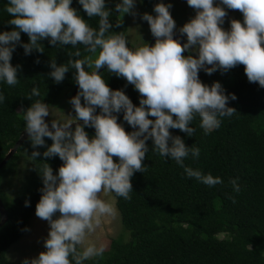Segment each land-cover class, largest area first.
I'll return each mask as SVG.
<instances>
[{"label": "clouds", "instance_id": "9594fccd", "mask_svg": "<svg viewBox=\"0 0 264 264\" xmlns=\"http://www.w3.org/2000/svg\"><path fill=\"white\" fill-rule=\"evenodd\" d=\"M79 3L89 17H99L98 30L71 6L72 0H9L6 11L14 17L9 23L18 30L0 33V81L12 86L19 82L18 68L11 60L21 32L30 38L22 45L25 54L33 49L42 53L44 47L39 41L48 38L53 45H83L89 53L59 66L54 59L51 62L49 75L57 83L64 80L70 67L76 70L74 79L79 91L70 101L75 112L72 119H53L50 128L45 120L50 108L40 99L23 112L33 148L43 146L48 137L53 143L44 156H58L63 161L58 174L47 163L41 168L44 187L35 214L48 221L50 231L44 241L46 251L30 261L26 258L23 264H83L101 257L105 246L90 242L89 237L104 218L116 215L113 205L102 197L114 193L131 199L132 177L145 171L143 161L149 151V138L153 150L175 160L187 177L209 187L222 184L220 177L202 174L184 164L190 153L198 157L200 150L187 146L170 129L193 136L195 129L190 125L199 117L200 127L208 134L220 127V117L236 112L228 106L230 97L219 82L209 86L200 80L201 69L211 75L218 69L227 72L243 65L248 81L264 87V0H220L227 9L243 15V22L231 20L230 30L222 27L228 15L225 7L214 0H187L196 15L179 29L187 37L183 44L174 38L172 5L158 3L154 8L157 15L144 13L142 17L156 42L135 49L128 46L123 32L108 34L112 24L106 0ZM134 7L135 0H121L116 11L123 16ZM192 49L198 55H184L185 50ZM74 55L80 57V51ZM104 66L134 85L141 96L139 106L123 90L109 87L98 71ZM32 96H40L38 88L32 89L29 98ZM4 98L0 93V102ZM231 99L235 100L236 95L232 94ZM97 108L101 110L99 114ZM120 112L134 131H126L118 122L114 113ZM85 126L94 127V137H89ZM39 155V151L32 152L33 158ZM231 183L239 192L237 181Z\"/></svg>", "mask_w": 264, "mask_h": 264}, {"label": "trees", "instance_id": "16d2710c", "mask_svg": "<svg viewBox=\"0 0 264 264\" xmlns=\"http://www.w3.org/2000/svg\"><path fill=\"white\" fill-rule=\"evenodd\" d=\"M8 3L9 0H0V33L18 30L9 23L14 17L6 11ZM118 3L106 0L112 24L108 34L123 32L127 39V21L116 11ZM71 6L98 30L99 17H89L79 0H72ZM240 16L236 10L233 19L239 20ZM230 27L231 24L228 29L223 28L230 30ZM29 42V36L21 32L20 42L12 54L11 63L18 68L19 82L12 86L0 81V93L5 97L0 102V160L25 128L23 112L35 100L58 104L66 92L70 103L72 89L77 84L76 70L70 67L64 80L57 83L49 75L52 60L59 66L89 55L83 45H53L50 38L39 41L44 47L42 53L33 49L25 54L22 45ZM155 42L156 39L152 45ZM77 50L80 57L74 55ZM99 72L111 89L123 90L139 106L141 96L134 85L108 72L107 66ZM199 78L209 86L219 82L230 97L228 106L236 112L230 117H220V127L208 134L200 127L199 117L190 125L195 129L193 136L179 129L170 131L173 136H180L187 146L200 150L198 157L189 154L184 161L186 166L220 177L223 183L209 187L187 177L175 160L153 150V141L149 138V151L143 161L145 171L133 175L131 199L125 200L113 193L129 238H112L101 257L83 264H264V87L248 81L243 65L227 72L218 69L211 75L201 69ZM34 87L39 89L40 96L29 98ZM78 91L79 88L76 95ZM232 94L236 95L235 100L231 99ZM96 111L99 114L101 110ZM114 115L126 131L135 130L124 120L123 112ZM85 131L90 138L95 136L94 127L85 126ZM52 143L45 137L43 146L33 148L27 136L0 167V197L8 212L7 220L0 225V264H9L8 246L25 231L29 217L36 211L44 187L41 168L47 163L58 174L63 164L58 156H44ZM33 151H39L40 155L33 158ZM21 158L27 175L11 189V194L10 177L16 173ZM114 159L118 162V158ZM234 179L239 184V192L231 183Z\"/></svg>", "mask_w": 264, "mask_h": 264}, {"label": "rangeland", "instance_id": "374dc122", "mask_svg": "<svg viewBox=\"0 0 264 264\" xmlns=\"http://www.w3.org/2000/svg\"><path fill=\"white\" fill-rule=\"evenodd\" d=\"M117 1L119 3L121 2V0ZM161 2L172 5L170 12L176 21V31H179L185 23L189 22L196 15V10L188 6L187 0H151L149 3L143 2L142 0H135V7L132 12L125 13L123 16L120 15L127 21L126 34L130 48L135 49L136 47L143 46L146 39L151 36L150 25L147 21L143 20L142 17L144 13H149L153 16L157 15L154 8L156 4ZM214 3L225 7L228 15L226 16L222 27L228 29L231 20L236 16V10L227 9L226 6L221 5L220 0H214ZM183 37L184 43H186V35H183ZM189 52L191 55H198V52L195 49L189 50ZM46 104H48L50 108V114L45 118L49 126H51L53 119L66 121L72 119L71 116H75L73 106L68 102L66 92L62 94L58 104ZM28 108H26L25 111ZM17 110H20V107H17ZM26 175L27 169L23 165V158H21L16 173L12 174L10 177L12 185L9 186V190L12 188L14 189L17 185L21 184L23 177ZM10 193L12 194L13 191L11 190ZM102 198L108 200V202L113 205L116 215L114 217L104 218L101 226L95 233L90 235L89 241L97 245L103 244L105 248L108 249L112 238L117 237L122 240H127L130 233L122 224L114 195L110 194L109 196ZM35 213L36 211H34L29 217L25 231L17 240L8 246L6 256L9 259V264H23V261L26 258L30 261L33 258H37L41 251H46L44 241L50 231V225L48 221L38 218ZM222 234L223 233H219L220 236Z\"/></svg>", "mask_w": 264, "mask_h": 264}, {"label": "water", "instance_id": "95a60500", "mask_svg": "<svg viewBox=\"0 0 264 264\" xmlns=\"http://www.w3.org/2000/svg\"><path fill=\"white\" fill-rule=\"evenodd\" d=\"M241 22H243V15L241 13L240 19ZM174 38L180 40V42L183 44L184 43V37L180 34L179 31H174ZM156 38L154 36H152L148 42L149 45H152L154 40ZM185 56L189 55L188 51L185 50ZM106 67V66H104ZM104 67H102L101 69H103ZM99 69V70H101ZM98 70V71H99ZM78 85L76 84L73 89H72V93H71V99L76 95V91L78 89ZM80 123H83L82 121ZM76 125L75 123L72 124V126ZM51 128V126H49ZM27 132L26 129H22L20 134L18 135L16 141L13 143V145L8 149V151L5 153V155L3 156V158L0 160V167L6 163V161L10 158V156L16 151L17 147L20 145V143L27 137ZM8 218V212L2 202V199L0 197V225L2 223H4Z\"/></svg>", "mask_w": 264, "mask_h": 264}]
</instances>
